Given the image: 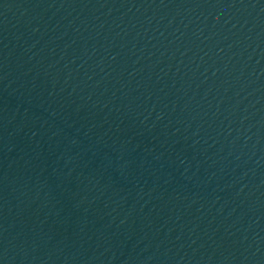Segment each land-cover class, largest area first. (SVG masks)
<instances>
[{"label": "water", "instance_id": "1", "mask_svg": "<svg viewBox=\"0 0 264 264\" xmlns=\"http://www.w3.org/2000/svg\"><path fill=\"white\" fill-rule=\"evenodd\" d=\"M0 264H264V0H0Z\"/></svg>", "mask_w": 264, "mask_h": 264}]
</instances>
